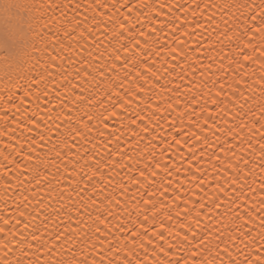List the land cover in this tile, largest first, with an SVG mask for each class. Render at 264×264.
Returning a JSON list of instances; mask_svg holds the SVG:
<instances>
[{"label": "snow or ice", "instance_id": "snow-or-ice-1", "mask_svg": "<svg viewBox=\"0 0 264 264\" xmlns=\"http://www.w3.org/2000/svg\"><path fill=\"white\" fill-rule=\"evenodd\" d=\"M0 105V264H264V0H0Z\"/></svg>", "mask_w": 264, "mask_h": 264}, {"label": "bare ground", "instance_id": "bare-ground-1", "mask_svg": "<svg viewBox=\"0 0 264 264\" xmlns=\"http://www.w3.org/2000/svg\"><path fill=\"white\" fill-rule=\"evenodd\" d=\"M52 2H53V3L64 4V3H69V0H52ZM73 2H79V3L83 4V3H84V0H73ZM133 2H135V0H133ZM189 2H192V0H189ZM198 2H199V0H198ZM221 2H223V0H221ZM65 11H68V10L65 9ZM81 11H83V9H81ZM145 11H146V10H145ZM69 15H71L70 12H69ZM57 17H59V12H57ZM217 18H219V13H217ZM178 23H179V22H178ZM189 27H191V28H195V25H194V24H192V25L185 24V25H184V28H182L181 31H183L184 29L189 28ZM223 29H224V24L221 22V24H220V30L222 31ZM54 31H55V29H54ZM199 31H200V32H203V35H201V36L199 37V39L203 42L202 47H203L204 45L209 44V43H211V44H217V46L219 47V45H218V41H217V36H219V32H217V33L214 34V35L209 36V33H211V29H208L207 32H204L203 29H200ZM193 35L195 36L196 33H193ZM206 37H207V39H206ZM224 43L227 44V41L225 40ZM226 50H227V49H226ZM210 54H211V53H210ZM144 55H148V53H145ZM169 59H171V58L169 57ZM225 67H227V62H226V61H225ZM177 73H179V74H181V75L184 74V72L178 67V68L176 69V72H174V73L171 74V77H167V78H166V80H170V81H171V82L168 84L169 87H172L173 84L179 83V80L176 79ZM196 75H197V78H198V80H197L196 82H198L200 79H204V77L201 76L200 73H197ZM216 76H224V73H223V72H218V73H216ZM190 78H191V77L189 76V77H187L186 79H190ZM225 79H227L226 76H225ZM164 82H166V81H161V83H164ZM185 83H186V81H185ZM184 86H185V85H182V86H181V90H183ZM211 89H212V84H211V82H208L207 85H206V87L203 88L202 92H203V91H209V90H211ZM202 92L200 93V95H202ZM201 102H203V101H201ZM0 107H2V105H0ZM197 111H198V109H197ZM0 115H3V113L0 112ZM9 115H10V114H9ZM10 122H11V121H9V123H10ZM3 123H4V121H3V120H0V125H3ZM118 123H119V122H117V124H118ZM230 123H231V121H230ZM221 139H224V137L222 136ZM238 147H239V145H238ZM208 170L211 171V169H208ZM126 171H127V169L120 171V176L123 177V176L125 175V172H126ZM259 176H260L259 168H257V171H256L257 184L253 185V187H258ZM111 190H112L111 188L108 189V191H111ZM246 191H247V190H246ZM73 195H75V193H73ZM116 195L119 196L120 193L117 192ZM138 195H139V193L136 191V189L133 188V189H131V190L129 191V193L127 194L126 197L122 198L121 203H127L129 210L132 211V216H131V217H129V216L127 215V213H124V215L121 217V219L124 220L125 222H128V221H130L131 219H133V218L135 217V210H133V209L131 208V205H132L133 203H135V199L138 198ZM260 195H261L260 193H257V198H259ZM251 202H252V201H251V199H250V200H249V203H251ZM66 211H67V209H66ZM120 211L123 212V209H120ZM224 223H227V218H225ZM257 223H258V222H257ZM219 226H220V227H223V225H219ZM257 231H258V228H256L255 226H252V235H255V233H256ZM257 239H258V238H257ZM149 250L151 251V248H150ZM105 254H106L105 252H99V255H101V256H103V255H105ZM66 255H67V254H66ZM141 255H143L142 252H141ZM91 258H92V257L90 256L89 259H91Z\"/></svg>", "mask_w": 264, "mask_h": 264}]
</instances>
